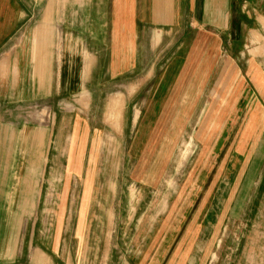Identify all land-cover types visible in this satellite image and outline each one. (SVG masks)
Returning a JSON list of instances; mask_svg holds the SVG:
<instances>
[{"label": "crops", "instance_id": "obj_1", "mask_svg": "<svg viewBox=\"0 0 264 264\" xmlns=\"http://www.w3.org/2000/svg\"><path fill=\"white\" fill-rule=\"evenodd\" d=\"M199 36L215 37L216 42L200 44ZM222 37H227L225 45ZM145 38L148 55L157 56L147 64L140 60ZM103 60H108L111 79L128 72L137 76L136 81L118 85L124 91L113 92L108 99L111 117L122 111L117 101L126 106L128 89L135 101L144 91V102L153 108L177 96L179 105L186 107L184 117L189 108L188 116L196 118L198 137L206 134L211 145L225 138L227 163L236 158L254 162L262 153L264 0H0V66L8 65L0 78V98L33 101L41 95L78 92L82 96L74 95L73 105L94 106L98 98L94 93L105 88L100 83L92 87ZM77 61L80 84H75L79 86L75 91L70 78ZM139 114L130 119L133 129L142 120ZM58 119L63 121L64 116ZM74 120L72 116L65 139L70 142L76 134ZM65 133L61 128L58 140ZM47 135L39 127L0 121V264H51V257L35 247L39 240L32 220L43 192L59 191L56 181L44 189L50 160L63 156L56 146L46 150ZM71 158L77 161L76 155ZM54 203L51 197L44 200V223L51 218ZM206 222L179 223L174 238L184 230L183 243H195L211 233ZM44 232L39 233L40 241L47 239ZM54 249V254L66 250L60 245ZM26 250L29 255L23 261Z\"/></svg>", "mask_w": 264, "mask_h": 264}, {"label": "rangeland", "instance_id": "obj_2", "mask_svg": "<svg viewBox=\"0 0 264 264\" xmlns=\"http://www.w3.org/2000/svg\"><path fill=\"white\" fill-rule=\"evenodd\" d=\"M227 37H222L223 44ZM215 39L199 36L198 43L214 44ZM177 40L171 41V47ZM140 46L142 63L157 57L153 52L148 55L146 38ZM237 55L235 51L233 57ZM4 64L0 78L8 69ZM75 64L70 79L76 91L80 63ZM108 64L103 60L96 71L100 74L93 75V88L97 83L105 86L94 93L98 96L94 106L73 105L74 95L82 96L78 92L41 95L33 101L0 98L1 122L44 129L46 150L56 146L63 155L50 160L44 185L46 189L48 183L60 182L59 191L45 190L33 209L39 240L35 247L51 257V264H264V138L262 153L254 162L236 158L227 163L225 138L211 145L206 134L198 137L196 118L188 116L189 108L184 117L186 107L179 105L177 96L153 108L144 102L142 90L136 101L132 89L126 90V106L116 100L122 103V111L111 117L108 99L124 91L118 85L136 81L137 76L128 72L111 79ZM135 113L142 120L133 129L130 119ZM72 116L76 134L70 142L65 139ZM61 128L65 138L58 140ZM72 155L77 156L75 163ZM48 197L55 206L44 223L43 202ZM203 219H207V231L211 229L209 235L189 245L183 243L184 230L174 238L179 223L186 226ZM40 231H45V241H40ZM58 245L65 246L64 254H54ZM23 255L26 261L28 250Z\"/></svg>", "mask_w": 264, "mask_h": 264}]
</instances>
